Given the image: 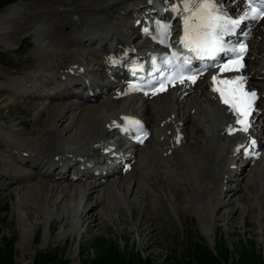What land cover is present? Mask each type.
I'll return each mask as SVG.
<instances>
[{
    "label": "rangeland",
    "instance_id": "374dc122",
    "mask_svg": "<svg viewBox=\"0 0 264 264\" xmlns=\"http://www.w3.org/2000/svg\"><path fill=\"white\" fill-rule=\"evenodd\" d=\"M42 1L0 0V15L11 6L22 8L15 20L0 22H9L10 30L29 19L35 22L34 9L31 15L28 12ZM53 14L40 23L45 43L41 39L37 42L31 33L17 37L14 32L6 34L14 43L10 49L0 42V264H264V170L260 175L256 171L264 159L227 181L226 151L217 153L222 145L220 134L202 123L210 111L204 100L201 109L206 111L198 110L197 117L203 126L185 125L186 141L174 139V151L167 137L170 130L166 135L163 121L144 110L152 137L139 152L133 171L118 178L114 185H101L90 192L87 188L93 186L87 185L94 182L53 181L44 176L46 168L35 169V161L16 153L19 150L52 157L57 150H80L84 145L78 137L81 124L68 128L67 117L66 121L53 122L63 130L58 135L47 123L46 115L39 116L40 108L50 105L58 107V112L73 106L79 115L81 109L108 101L105 98L87 106L74 98L49 104L37 98L38 94L52 93L54 85L44 69L63 63L60 43L69 29L59 30L55 24L77 20H72L74 15L56 14L59 20L54 22ZM128 17L130 24L134 17ZM85 19L83 30L91 26L89 18ZM262 39L257 36L251 41L249 67L257 61L264 63ZM86 53L76 46L73 62L92 68L96 63ZM29 84L30 89L37 87V95L33 91L27 97L24 88ZM254 86L264 91V80H256ZM261 101L264 108V97ZM186 106L180 105L179 114L188 113ZM133 107L142 110L137 104L130 105ZM169 118L173 119V114ZM98 126L101 128L102 122ZM192 131L194 139L188 135ZM90 148L89 143L83 153ZM184 163L191 166L189 171L183 169ZM59 172L55 169L52 173L57 176ZM258 178L263 180L260 185ZM47 185L67 189V198L61 203L54 196L50 201L37 200L34 193L45 191ZM39 213L43 216H37ZM95 214L97 222H93Z\"/></svg>",
    "mask_w": 264,
    "mask_h": 264
},
{
    "label": "bare ground",
    "instance_id": "6f19581e",
    "mask_svg": "<svg viewBox=\"0 0 264 264\" xmlns=\"http://www.w3.org/2000/svg\"><path fill=\"white\" fill-rule=\"evenodd\" d=\"M158 1L165 2V0H50V2H46V0H44L34 5L28 12V14L31 15L30 12H32V10L34 9V11L37 14L35 15L34 20L37 21L31 22L29 19L28 23L22 24V22H20L17 24V26L13 27L12 30H10L9 28L10 26L8 24L9 22L5 24L0 22V42L6 45V48L10 49L14 43L12 40L6 38L7 33L14 32L13 35H17V37L31 33L37 42H39L41 39L45 43V40L47 38L45 40L42 38V34H41L42 30L40 28V23L43 21V18L45 19V17L47 15H50L51 13L52 14L56 13L59 15L66 14L68 16L77 15L76 17L77 20L75 19L76 21L74 20L75 21L74 23L66 20L58 21L59 19L55 18L57 17L55 16L56 14L55 15L53 14L54 16L52 17L55 18L54 22L58 21V23H56L55 25L57 28H59V30L69 29L68 33L65 34V38L63 39V41L64 40L65 41L63 43L62 42L60 43V46L64 51L62 53L63 57L61 58L63 63L55 64L54 66L52 65V67L50 68L44 69L47 73L46 76L50 77L53 80L54 85L51 86L52 93L38 94L36 91L37 87H35L34 89H30L31 84H29L28 87L24 88L27 97H31L34 91L35 93L34 95L37 94L39 95V97L37 98L42 97V99L47 101L48 104L54 101L67 100L71 96L76 98L77 100L81 99L80 101L86 100L87 104H93L94 100L101 99L107 96L108 101H106L105 103H101L95 107L93 106V107H86L84 109H81L79 115L77 113L76 114L74 113L75 109L73 108V106H68V107L62 106L63 107L61 108L62 110L60 109L58 112H56V110L59 109L58 107H53V106L50 107V105L43 106L40 108V111L38 113L39 116L45 114L47 117V123L49 124L50 127L56 129L54 131L58 135L63 133V130L62 131L59 130L57 125L55 126L52 125L53 122L60 123L62 120L65 119L67 120L68 118V120L70 121L68 123V128L75 126L77 123L81 124L83 129L81 133L78 135V137L81 136V142L82 143L84 142V145H82L83 147L80 146L81 149L78 150L76 154L83 153L84 151L83 148L89 145V143L91 144V148L89 151L86 152L87 154L90 153L92 154L93 151L99 150L101 148V145H99L100 144L99 141L94 140L96 137L100 135L101 131L104 133V128L103 127L100 128L98 124L102 122L103 126H105L109 122L120 119V117H122L121 115H126V113L128 112H133L131 108L125 106L124 104L136 98L125 100V97H127L130 92L128 91L129 89L127 87H124L122 83H120V85H116L117 90L107 85L98 86L97 84H95L94 88L90 89L89 85L86 86L85 79H87L89 83L91 81H94L92 77L93 74L98 71H105V69L108 67L110 63L109 59L113 57H117L120 49L121 51L135 50L136 48L141 49V47H136L132 45L133 37L135 36L140 37L139 34L142 33V31L139 30V27H136V24L134 23L135 21L142 20L141 15L144 12H147L150 9H152V6L150 5L151 2L156 3ZM166 1L170 2L171 0H166ZM220 2L221 0H218V3L223 11H228V9H230V7H228L230 5V4L228 5V3L230 2L231 4H233V6L239 5V0H230V2H227L226 5H221ZM21 10L22 8H20L17 5L9 7L7 13H3L0 15V21L10 20V19L15 20L16 16L20 13ZM127 15H134V16L136 15L135 20H133V23L131 25L127 24L126 19H125L126 22L122 24V21L124 20V18L127 17ZM26 18H28V16ZM85 18H89L88 23H91L90 26L91 30H88L86 28H84L85 31L83 30L84 24L82 25V23ZM257 25L258 26H256V28L252 27L247 32L249 33L250 36L252 34H255L254 38H256L257 36H262L263 37L262 40L264 41V18ZM73 26L74 29L71 30ZM123 29H126V31L124 32ZM16 31L17 33H15ZM101 43L103 44V47L98 50L97 45ZM76 46L83 47L85 51H87V53L91 55L90 59L92 61H95L97 65L96 68H94V66L92 68L84 67L81 66V64L79 65L78 63H76L77 61H75V63L73 62V58H74L73 49ZM80 69H82V71H80ZM242 74L245 75L247 83L249 82V84L254 85V80H261V79L264 80V63L262 64L257 61L255 62L254 67L248 69L247 66L245 73ZM218 78H219V74L216 72H212L208 76L199 78L192 87L184 86L178 88L177 90L169 91L158 97L147 98L143 106H145V109L149 110L151 115L153 116L155 115L157 118L159 117V120L169 117L173 114V116L176 118V124L177 125L181 124L180 132H183V135L185 133L183 130V127H185V125L186 126L188 125L190 127L191 125H193V128H200L201 126H203L202 123L204 122L205 124L214 127L213 131H215L216 133L220 134L222 132L223 136L225 137L227 129H229L231 126L232 120H235L237 122L240 129H243L245 127L247 128L250 123L251 129L256 130V133L259 134V136L256 137V140L258 142L259 147L260 146L263 147L262 154L260 156L262 159H264V108H262L263 110L261 108H257L254 111L253 115L248 119H246L245 117L238 118L234 113H229V111H231L230 104L221 106L217 102L218 100L215 94L211 92L209 89L210 88L209 81L214 82L215 79ZM11 87H12V83H9V88L11 89ZM251 88L256 89L255 86H252ZM72 89H75L74 92H72ZM200 96L202 98H200ZM133 102L130 101L128 102V104L132 105L134 104ZM201 102L207 103L208 106L210 107L209 108L210 111H208V115L206 117H203L205 120L204 121L202 120V123L200 122L199 119H197L198 113L200 114L198 110L200 111L202 110ZM192 104L196 108L192 109L193 107ZM180 105H182V108L186 105H187L186 107L189 106L187 109L188 112L187 114H183V113L179 114ZM202 111L204 113L206 110H202ZM69 113L70 115H68ZM145 119L147 120V118ZM240 121H244V123H241ZM60 125H62V123ZM95 125H97L98 127ZM110 132L112 133L114 132V130L109 129L108 132L104 135L107 136ZM172 133H173L172 135H174V132ZM193 134H194L193 131L188 132L189 137L190 138L192 137L191 139H194ZM235 135L236 136L228 137L225 140H223L224 138H222V141H220L222 145L220 146L218 144L220 147H218L217 145L218 147L217 153H219L221 150L223 152V150L229 145L231 152V156L229 158L233 159L234 157H237L233 155V152L235 153L242 152V149L238 150V146L240 145V143L244 142L247 139V136L244 133H242L241 141H240L239 139L240 135L239 134H235ZM102 136L99 138L100 141L101 138H103ZM183 138H185V136ZM145 146L146 143L143 147L135 149V153L136 151H141ZM56 152L57 153L53 152L54 154L52 153L53 155L52 157L50 155H45L44 153L43 156L28 154V156L23 157V159H27V160L29 159L35 161L37 164L32 165V167H35V169L41 166L42 168L46 167L47 170L50 169L51 167L56 166L59 162L69 163L76 161V163H78V161H80L78 160V157L76 155L74 154L72 156L69 155L71 152L74 151L61 149V150H57ZM16 153L21 154L19 150H17ZM132 154L134 156H132ZM135 155L136 154L134 153L122 154V156L125 157L127 160L125 163H130L134 159ZM253 156H255V154L251 153L247 156H243V158L251 157L250 159L253 160L254 159ZM107 157L109 158L108 155ZM52 158L53 161L51 163L54 164L48 166V163L45 162L51 161ZM59 158H60L59 161H55L56 159L58 160ZM135 164L134 162L130 163L128 165L129 167L127 168V170L135 166ZM182 166L185 171L186 170L189 171L191 168V166L185 163L182 164ZM127 170L124 171V166L119 165L118 167L113 168L112 169L113 172L108 175L107 174L103 175L102 172H100V174L97 175L99 177L98 181L95 182L93 185L91 184L87 185V186H93L91 188L88 187L87 192H90L95 188H97L98 186L101 185L104 186L105 184L108 183H109L108 185H114V183L111 182V179L113 178L118 179L124 177L126 175ZM263 170H264V164L262 165L261 168H256V171L257 172L259 171L258 172L259 175L261 174L260 171ZM254 171L251 172L252 173L251 178ZM45 176H49V178H51V180L53 181H59L68 177V176L66 177L65 174L58 177H54V175L53 176L45 175ZM77 176L81 177V175L79 174H77ZM93 178H96V176L93 175ZM262 178L260 179L258 178L259 185L263 181L261 180ZM101 179H105V182L103 184L100 183ZM45 188H46L44 189L45 191H36V193H34L35 196L37 197V200L44 199L50 201L51 200L50 197L53 198L54 196V198L60 199L58 203H61L68 196V192L66 191L67 189L66 190L63 188L58 189L59 186L56 188L47 185ZM56 189H58L59 191L58 190L56 191ZM101 200H103V198H101ZM92 209L94 208L93 207L90 208L89 211ZM85 214L87 215V213ZM37 216L41 217L43 215L39 213ZM93 217H94L93 222L99 221L97 214H95ZM261 230H262L261 231L262 238H264V226Z\"/></svg>",
    "mask_w": 264,
    "mask_h": 264
},
{
    "label": "snow or ice",
    "instance_id": "6c2138e0",
    "mask_svg": "<svg viewBox=\"0 0 264 264\" xmlns=\"http://www.w3.org/2000/svg\"><path fill=\"white\" fill-rule=\"evenodd\" d=\"M183 2H185V3H189V4H201V0H183ZM260 2H261V4L262 5H264V0H260ZM201 6L202 7H204V6H207V7H211V8H213V9H215V10H219L222 14H225V13H223V10H222V8H221V6L219 5V3H218V0H213V2L212 3H210V4H208V5H203V4H201ZM261 11H264V8H262L261 9ZM226 15V14H225ZM189 31L191 32V31H193V29L191 28V26H190V29H189ZM243 95L245 96V97H248L249 96V94L248 93H243ZM255 93L254 92H252L251 93V98H255ZM228 101H225V103H227ZM248 109V103L246 102V105H245V111H242L241 112V116H248V115H251L252 113H251V111H249V110H247ZM237 111H240L239 109H237ZM241 123H244V121H240ZM242 130H246V127L245 128H243Z\"/></svg>",
    "mask_w": 264,
    "mask_h": 264
}]
</instances>
